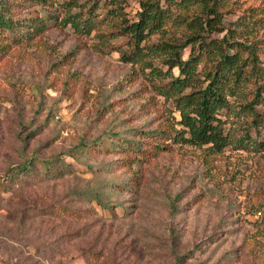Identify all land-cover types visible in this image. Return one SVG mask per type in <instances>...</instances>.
<instances>
[{"label":"rangeland","instance_id":"rangeland-1","mask_svg":"<svg viewBox=\"0 0 264 264\" xmlns=\"http://www.w3.org/2000/svg\"><path fill=\"white\" fill-rule=\"evenodd\" d=\"M47 1H21L26 22L0 28V175L38 169L0 183V264H264V148L170 144L162 98L100 38L110 27L78 33L51 15L63 0ZM221 2L225 27L253 29L264 83V0ZM232 119L233 139H264L251 115ZM60 158V175L40 167Z\"/></svg>","mask_w":264,"mask_h":264},{"label":"trees","instance_id":"trees-1","mask_svg":"<svg viewBox=\"0 0 264 264\" xmlns=\"http://www.w3.org/2000/svg\"><path fill=\"white\" fill-rule=\"evenodd\" d=\"M21 1L26 0H0L2 30H14L26 22L13 13ZM54 1L50 0L51 4ZM125 2L92 0L87 5V1L63 0L59 2L62 10L51 15L59 24H70L78 33H90L102 24L110 27L98 33L100 38L113 40L108 44L119 52L120 60L143 73L162 98L165 120L173 128L167 135L170 144L204 146L210 153L220 152L233 142L235 147L256 144L264 148V139H253L248 127L239 137H232L233 117L251 115L249 123L259 132L264 130V83H259L262 50L253 29L241 27L239 20L235 26L225 27L221 0H138L139 9L133 18L124 10ZM74 7L78 9L73 10ZM100 7L105 12L96 20ZM30 20L27 23L31 32L42 24V16ZM120 36L122 42L116 43L114 39ZM251 78L256 87L249 90L247 81ZM134 143L128 140V144ZM163 147L166 145L162 144ZM36 164L28 160L17 165L10 169L12 172L0 175V183L6 187L16 182L13 178L18 173H37ZM48 164L42 161L40 167L60 175L65 161L60 158L57 166ZM86 253L92 257L100 254L91 249ZM182 255L176 256L177 263H181Z\"/></svg>","mask_w":264,"mask_h":264}]
</instances>
